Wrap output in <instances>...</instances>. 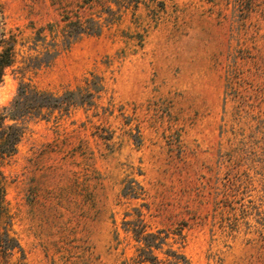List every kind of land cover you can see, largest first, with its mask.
Instances as JSON below:
<instances>
[{
  "label": "rangeland",
  "instance_id": "1",
  "mask_svg": "<svg viewBox=\"0 0 264 264\" xmlns=\"http://www.w3.org/2000/svg\"><path fill=\"white\" fill-rule=\"evenodd\" d=\"M0 34L27 264H264V0H0Z\"/></svg>",
  "mask_w": 264,
  "mask_h": 264
},
{
  "label": "trees",
  "instance_id": "2",
  "mask_svg": "<svg viewBox=\"0 0 264 264\" xmlns=\"http://www.w3.org/2000/svg\"><path fill=\"white\" fill-rule=\"evenodd\" d=\"M13 62L14 49L12 39L6 40L4 35L0 34V83L2 82L4 70L10 67ZM75 94L74 92H68L66 96L73 97ZM29 95L35 100L34 109L50 107L58 101V98L49 94L41 93L35 89L30 90L29 88L21 87L18 96L26 97ZM63 100H59V103H62ZM29 111L18 100L14 101L9 108L0 110V160H4L15 153L16 146L21 140L24 131L17 124L5 125L6 120L17 122L20 118L29 115L31 113ZM5 197L4 179L0 174V264H27L23 250L11 230L10 216L8 214ZM162 241H164L163 238H160L158 234H146L139 242H142L150 250L157 248V245L162 244Z\"/></svg>",
  "mask_w": 264,
  "mask_h": 264
}]
</instances>
